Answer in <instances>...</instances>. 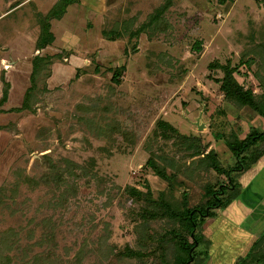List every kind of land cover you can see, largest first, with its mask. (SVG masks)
I'll list each match as a JSON object with an SVG mask.
<instances>
[{
    "label": "rangeland",
    "instance_id": "374dc122",
    "mask_svg": "<svg viewBox=\"0 0 264 264\" xmlns=\"http://www.w3.org/2000/svg\"><path fill=\"white\" fill-rule=\"evenodd\" d=\"M61 1L0 0V261L172 264L175 235L195 240L167 208H205L231 184L214 151L234 186L197 250L240 264L264 240V142L238 170L219 136L264 132V118L226 98L222 67L264 101V0H80L59 22Z\"/></svg>",
    "mask_w": 264,
    "mask_h": 264
},
{
    "label": "trees",
    "instance_id": "16d2710c",
    "mask_svg": "<svg viewBox=\"0 0 264 264\" xmlns=\"http://www.w3.org/2000/svg\"><path fill=\"white\" fill-rule=\"evenodd\" d=\"M76 0H62L60 4L55 8V10L52 13V16H50L52 19L61 20L65 14L67 13V9L69 6L76 4ZM166 8L164 7L162 10H160L156 16L159 17ZM49 17V21H50ZM47 21V20H46ZM43 25L42 30V42L41 47L42 49L47 47L48 45H51L55 41V36L50 31L51 30V24L49 21H47ZM114 32V31H113ZM143 31H137L136 35H134V38H138L140 34H142ZM103 34L110 38L112 41H116L120 38L119 33L117 34V37H113L112 32H106L104 31ZM43 59H36L34 60V71L33 73H37L40 70L41 64ZM218 66V65H216ZM220 68V66H219ZM225 73V76L222 80L221 90L225 94L226 98L229 100H235L237 103H239L242 107L249 106L251 107L256 113H258L260 116L264 118V101L261 103L256 102L254 100L253 95L245 91L244 88L237 82V80L234 77L235 69L227 67H222ZM121 71L115 70L113 72V81L115 83H119V79L121 78ZM28 98V97H26ZM8 100V93L5 91L3 99L1 100L0 107L2 104H5ZM164 136H167L166 134L168 132L176 133V129L173 128L170 124L162 123L160 124ZM219 139H223L231 151V153L235 156V158L239 161L240 169L245 166L243 163L244 157L243 155L254 148H256L259 144L264 142V132H260L256 129H251L250 134L247 136L244 140H239L236 135H232V137H225V136H219ZM234 140V142L232 141ZM207 158L209 159V166L212 170L217 172L219 175H226L228 179L231 181L230 186H223L222 189H220L219 193H213L212 199L208 203V205L205 208H201L199 210H192L189 209L187 206L186 201H184L182 209L175 211L170 208V206L167 208V211L169 212V216L174 219H178L182 224L183 227L187 229L188 233L192 238L195 240L194 244L189 245V242L187 239L181 238L180 235H175V240L179 241L180 246L178 249V253L175 257V261L172 264H203L201 259H203V255L200 256L201 253L198 252L197 248L201 244V237L198 235V232L201 231V226L205 223L207 219H215L216 218V209L222 208L224 206V202L221 201L220 196L225 195L227 193V190H231L233 188L234 183L231 179L230 173L231 171L225 170L222 165L220 164L218 158L216 157V154L214 151H211L209 154H207ZM151 167L161 176L162 173L159 170V168L156 166V164L152 161L149 162ZM233 172V171H232ZM234 190V189H233ZM211 193V192H208ZM187 196V193L185 192L183 194V197L185 198ZM199 236V237H198ZM264 240L258 241L250 250V252L244 257L240 264H264V249L262 248ZM129 256H140V253L133 252V250L129 249L127 252ZM7 259V258H6ZM9 259L5 261H0V264H10L8 263ZM239 261V260H238ZM238 261L236 264H239Z\"/></svg>",
    "mask_w": 264,
    "mask_h": 264
},
{
    "label": "water",
    "instance_id": "95a60500",
    "mask_svg": "<svg viewBox=\"0 0 264 264\" xmlns=\"http://www.w3.org/2000/svg\"><path fill=\"white\" fill-rule=\"evenodd\" d=\"M196 126L198 127L199 131H204L208 128V125L206 123L203 122V115L201 114L200 118L197 120L196 122ZM207 149L203 150V153H206ZM186 191H183V193H185Z\"/></svg>",
    "mask_w": 264,
    "mask_h": 264
},
{
    "label": "crops",
    "instance_id": "0c3cea01",
    "mask_svg": "<svg viewBox=\"0 0 264 264\" xmlns=\"http://www.w3.org/2000/svg\"><path fill=\"white\" fill-rule=\"evenodd\" d=\"M76 1H77L76 4H73V5H71V6L68 7V9H67V13H66L65 16L61 19L62 22H65L66 18H67L68 15H69V12H70L71 10H73V9L78 5V3L80 2V0H76ZM58 21H59V20H58ZM61 21H59V22H61ZM53 27H54V25H53ZM263 188H264V187L261 186V187H259L258 189H263Z\"/></svg>",
    "mask_w": 264,
    "mask_h": 264
}]
</instances>
